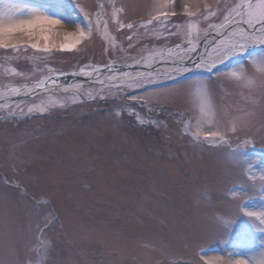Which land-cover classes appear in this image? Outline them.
<instances>
[{"label":"rangeland","instance_id":"obj_1","mask_svg":"<svg viewBox=\"0 0 264 264\" xmlns=\"http://www.w3.org/2000/svg\"><path fill=\"white\" fill-rule=\"evenodd\" d=\"M3 2L36 8L73 26L71 32L57 26L54 31L59 33L75 34L90 19L92 35L73 52L21 48L10 56L0 50V101L13 95L12 88L49 75L48 67L54 70L51 75H69L68 82L81 64L103 65L112 58L124 68L132 56L173 47L176 37L163 43L152 38L159 28L145 35L143 30L119 29L117 22L140 24L175 8L177 15L170 19L183 38L186 21H195V16L185 13L199 16L216 8L218 0ZM116 9L120 11L113 18ZM200 23L192 32L199 40L204 37ZM51 39L59 44L63 35ZM262 52L264 48L235 60L231 67L238 69ZM170 81L146 87L150 95L161 96L153 86H174L160 85ZM79 83L85 90L100 87L95 81ZM212 89L217 111L207 117L199 114L195 88L188 100L181 98L175 104L161 96L167 111L149 113L136 105L132 115L124 111L120 117L114 116L117 105L131 101L106 97L73 105L69 99L63 108L31 116L26 115L29 106L47 108L58 104L64 94L42 93L12 101L0 111V264H28L30 257L38 259L37 252L45 258L44 264H228L229 259L233 264L236 259L258 264L264 233L253 229L251 218L241 213L230 227L224 225L231 221L230 211L237 201L264 210L260 187L264 183V107L258 91L229 80L214 83ZM144 91L134 89L128 94ZM17 103L25 115L9 117L10 108L20 113ZM137 113L146 121H159L160 127L141 126ZM189 117H195L192 131L212 127L223 134L238 118L242 131L223 136L216 147L196 144L181 134V121ZM241 147L242 153L233 151ZM249 171L255 181L247 180ZM234 187L237 195L229 196Z\"/></svg>","mask_w":264,"mask_h":264},{"label":"snow or ice","instance_id":"obj_2","mask_svg":"<svg viewBox=\"0 0 264 264\" xmlns=\"http://www.w3.org/2000/svg\"><path fill=\"white\" fill-rule=\"evenodd\" d=\"M83 11V9H81ZM114 10L113 18L116 16ZM177 15L175 8L163 10L159 15H153L151 19L140 23L117 22L118 28H127L131 32L143 30L145 35L152 32V29L160 30L153 34V39H160L163 43L170 37H176L173 47L166 50L160 48L153 50L148 55L140 54L131 57V64L128 67L132 70L117 72L115 62H109L103 65H94L92 63L81 64L71 74L81 76L89 81H95L100 85L93 90H85L80 83L63 87L59 84L58 77L61 73H53L51 67L47 68L49 75L44 76L34 83L26 84L23 88H12L11 94L19 96L36 95L39 91L46 94L53 92L63 93L58 97L59 103L52 104L49 107L43 105L37 107L32 104L27 108L26 115L31 116L35 113L44 115L45 112L53 108L66 106L70 99L73 105L83 103L85 100L105 99L106 97L118 98L121 102L131 101V104L120 103L114 110V116L120 117L121 113L127 111L129 115L135 112L136 105L147 109L149 113L156 111H167L165 104L160 102L161 96L175 104L181 98L188 100L191 97L192 90L195 88L199 98V114L207 117L210 113L215 116L216 108L213 103L212 85L216 82L229 80L234 84L248 88L253 92L260 94V103L264 107V52L259 57L251 56L249 63L232 68L230 61L240 57L241 54L250 49L259 46L264 48V0H232L231 4L223 3L218 0L217 7L211 10L201 12L199 16L195 13L186 12L185 15L195 16V21L191 19L186 21L187 31L181 38L178 25L170 17ZM87 18V14H86ZM99 18V13H97ZM196 22H201L203 35L207 38L210 32L215 33L211 42L205 39L203 51H199V35L192 36ZM60 21L37 10L36 8L21 7L4 3L0 0V50L5 55L18 54L21 48H31L36 52L48 53L55 49L59 52H73L82 41H87L92 35V23L88 20L83 28H79L77 33H59L54 29L59 26ZM206 24V27H204ZM54 35H63V41L59 44L52 42ZM132 37H129L131 41ZM43 42V43H41ZM129 48L133 44L129 43ZM123 51V49H121ZM227 65V67H225ZM223 66V67H221ZM13 75H22L15 70H10ZM204 73L205 79H192L188 74ZM101 76L104 78L101 79ZM215 78V79H214ZM162 80L175 81L172 87H157L154 89L161 96H152L149 94L147 85H156ZM145 89L143 94H128L134 89ZM3 94L0 93V96ZM155 101V103H154ZM8 107L7 104L0 103V108ZM16 108H20L17 103ZM9 117L18 118V115H25L23 108L17 114L15 108H10ZM247 115H251L248 113ZM195 117H189L181 121V134L190 138L191 142L209 147H216L223 140V136L239 135L242 128L240 119H234L230 128H225L223 134L218 128H206L203 131H192L191 126ZM137 123L143 126L145 123L160 127L159 121L145 120L138 113L136 114ZM199 128V122L197 123ZM248 141H244L247 145ZM242 147L233 151L242 153ZM247 180L255 181L256 176L251 171L247 174ZM261 180L264 181V173L261 174ZM261 191L264 192V183L261 184ZM250 188L254 189V185ZM229 196H236L237 191L234 187L229 189ZM43 199V198H42ZM46 202V201H45ZM246 202L237 201L232 205L230 215L231 221L225 223V228L230 227L236 218L243 213L244 216L251 218L252 227L255 231L264 233V210L256 211L248 208ZM258 222V223H257ZM51 223V221L49 222ZM46 226H48L46 224ZM38 259L29 258L28 264H44V257L37 252ZM223 264V262H221ZM228 264H233L229 259ZM234 264H246L244 259H236ZM248 264H254L252 260ZM258 264H264V251Z\"/></svg>","mask_w":264,"mask_h":264},{"label":"bare ground","instance_id":"obj_3","mask_svg":"<svg viewBox=\"0 0 264 264\" xmlns=\"http://www.w3.org/2000/svg\"><path fill=\"white\" fill-rule=\"evenodd\" d=\"M60 21V20H59ZM63 27L65 30H67L68 32H71L72 31V29H73V26H71L69 23H66V22H63V21H61L60 22V24H59V27ZM199 50V49H198ZM199 51H203V49L201 50H199ZM126 70H132V69H130L129 67H126V68H121V69H119L117 72H122V71H126ZM79 80V81H78ZM78 80H75V79H73V80H71V82H69L67 85H73V84H76V83H79L80 82V80H81V78H78ZM86 81H88V83L89 82H94V81H89V80H87L86 79ZM10 93V92H9ZM0 103H4V104H7V105H10V102H9V99L8 98H4L2 101H0ZM1 109H3V108H0V110Z\"/></svg>","mask_w":264,"mask_h":264}]
</instances>
